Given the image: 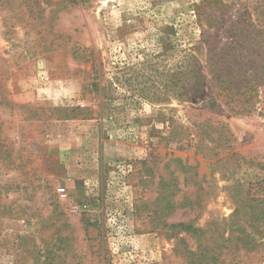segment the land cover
Returning <instances> with one entry per match:
<instances>
[{
  "label": "rangeland",
  "instance_id": "374dc122",
  "mask_svg": "<svg viewBox=\"0 0 264 264\" xmlns=\"http://www.w3.org/2000/svg\"><path fill=\"white\" fill-rule=\"evenodd\" d=\"M0 264H264V0H0Z\"/></svg>",
  "mask_w": 264,
  "mask_h": 264
},
{
  "label": "trees",
  "instance_id": "16d2710c",
  "mask_svg": "<svg viewBox=\"0 0 264 264\" xmlns=\"http://www.w3.org/2000/svg\"><path fill=\"white\" fill-rule=\"evenodd\" d=\"M226 75H229V72L226 73ZM173 227H183V229L190 233V234H193L196 233L198 230L196 228L193 227L192 224H183V223H180V224H177V225H174ZM197 235V234H195ZM198 236V235H197ZM195 254V252L192 253V255Z\"/></svg>",
  "mask_w": 264,
  "mask_h": 264
},
{
  "label": "built area",
  "instance_id": "2783aa9c",
  "mask_svg": "<svg viewBox=\"0 0 264 264\" xmlns=\"http://www.w3.org/2000/svg\"><path fill=\"white\" fill-rule=\"evenodd\" d=\"M58 193H59V196H60V198H61L62 200H66V199H67V197H68V192L66 191L65 188H60V189L58 190ZM84 207H86V206H84Z\"/></svg>",
  "mask_w": 264,
  "mask_h": 264
}]
</instances>
